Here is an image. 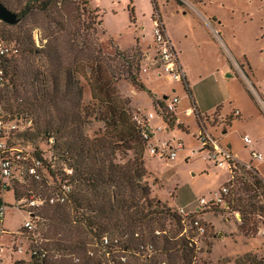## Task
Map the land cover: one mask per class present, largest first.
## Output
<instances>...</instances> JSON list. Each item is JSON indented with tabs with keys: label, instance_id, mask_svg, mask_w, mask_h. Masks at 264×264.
Returning <instances> with one entry per match:
<instances>
[{
	"label": "trees",
	"instance_id": "1",
	"mask_svg": "<svg viewBox=\"0 0 264 264\" xmlns=\"http://www.w3.org/2000/svg\"><path fill=\"white\" fill-rule=\"evenodd\" d=\"M17 1L18 7L2 2L9 9L16 8L14 13L18 15L19 22L11 26L0 21L12 32L1 34L0 49L10 47L16 51L14 57L0 53V117L7 123L14 120L21 127L23 122L25 125L32 122V126L27 124L26 131L19 135L27 141L24 144L27 149L11 141L12 134L6 137L0 133V141L7 148L3 154L0 152V213L5 206L4 191H12L18 201L29 192H56L64 185L72 186L65 205L48 206L36 213L37 230L34 233L29 234L21 228V236L27 235L30 242L27 243L25 257L20 258L19 263L99 264L87 255L96 239L109 235L119 239L122 247L136 246L141 241L156 243L155 228L164 227V222L170 219L174 222L172 239L159 241V244H165V256L175 254L178 258H188L193 255V249L188 248L182 239L176 240L180 229L178 208L156 191L157 187H162V181L146 166L149 149L141 129L133 121L135 111L130 109L129 101L118 99L116 84L120 80L130 81L138 90L147 89L140 78L145 55L138 41L131 51L116 49L113 56H108L103 53L96 29L92 30L90 41L78 40L72 35L68 41L71 57L67 58H71L73 64H68L66 58L62 60L56 38L49 39L45 45L43 40L39 44L36 42L37 47L32 35L23 33L19 25L35 13L47 18L56 16L68 0ZM79 1L86 8L90 6L88 0ZM152 2L155 12L160 13L156 0ZM176 2L183 6V2ZM88 14L89 24L94 20L92 14H96L95 20L102 24L96 11L89 10ZM132 14L133 23L135 15ZM51 18L52 24L62 27L56 17ZM89 29L85 27L83 32ZM75 32L77 36L82 33ZM45 56L49 59L48 68L35 65L36 58ZM19 57L22 59L17 61ZM32 58L34 61H31ZM83 66L91 74L88 83L91 102L88 105L83 102L86 86L79 78L88 80L81 72ZM186 90L190 93L188 88ZM3 97L4 108L11 111L9 114L1 105ZM165 103V100L154 99L155 106L164 114ZM167 116L170 118L168 121ZM162 118L169 129L174 128L175 115L166 113ZM34 122L36 131L30 133ZM93 122L101 123L104 129L90 137L83 132V128ZM42 139H45L47 148H43ZM11 149L15 152L13 157L8 155ZM130 154L132 157H129ZM32 158L42 163L39 179L29 175ZM4 159L5 162L9 160L8 178L2 172ZM65 163L74 170L72 177L62 172V164ZM230 173L232 180L227 185L231 187L227 201L229 209L241 214L240 223L244 230L257 234L258 225L264 222V179L256 170L248 171L240 165L232 167ZM11 184L26 188L22 196L16 186L11 190ZM152 194L158 198H152ZM222 212L225 213L224 209L215 207L197 215L207 222L201 215ZM2 220L0 217V232ZM43 226L48 230L40 242L37 235ZM247 254L255 256L251 252ZM75 259H80V262L76 263ZM248 260L264 264V260ZM199 264H205L201 256Z\"/></svg>",
	"mask_w": 264,
	"mask_h": 264
},
{
	"label": "rangeland",
	"instance_id": "2",
	"mask_svg": "<svg viewBox=\"0 0 264 264\" xmlns=\"http://www.w3.org/2000/svg\"><path fill=\"white\" fill-rule=\"evenodd\" d=\"M1 1L11 3L14 7H18L19 3L17 0ZM20 1L24 2L26 0ZM88 1L90 6L86 8L82 1L68 0L67 5H64L56 16L52 15L51 17H56L62 23V27L52 24L51 17L47 18L45 15L35 13L22 20L19 23L20 28L23 33L28 32V35H32L37 47V43H40L41 40L45 45L49 39L56 38L62 60L66 58L68 64H73V60L67 58L71 57L68 53L69 48H71L68 41L72 38V35L78 40L90 41L93 29L97 30L103 53L108 56H113L116 49L131 51L135 46L138 31L142 30L143 32V28L146 26L147 29L145 30L147 34L149 33L146 42L147 44H154L153 21L162 16L160 13L155 12L152 0ZM176 1L178 0H158L159 12L165 19L170 37L178 46V49L182 51L181 57H183L181 59L187 61L194 72L195 79L193 82L195 88L193 92L205 91L212 97L216 96L224 106V114H229L237 108L243 114L242 118L232 119L228 116L224 119L223 116L220 119V113H215L209 117V124L214 130L210 132L215 138L219 139L221 145L233 144L234 152L238 153L240 162L247 166L251 165L255 170L260 171L264 178V162L253 161L251 157L252 149L247 147L243 140L245 136H249L256 150L264 155V98L255 88L253 80H249L245 76L242 65L240 64V68H238L236 63L226 55L229 53V47L238 53L245 51L249 54L253 63L255 83L259 91L264 94V38H262L264 36V0H204V6H202L203 0H179L183 2L181 7L176 4ZM83 7L85 11H83ZM201 7H203L204 14L208 18H205L201 12ZM10 10L17 12L15 11L16 8ZM89 10L98 13L102 24L95 20L96 14H92L94 20L89 24ZM132 12L136 13V18L139 21L136 27L132 24ZM214 15L223 21L226 37L231 40L228 41L229 47L223 41V38H220L216 19L212 17ZM85 27L91 29L83 32ZM9 31L12 33L11 30L0 23V36L4 33L8 34ZM12 31L14 32V30ZM75 31H82V33L80 32V35L77 36ZM209 34L213 38L214 44L208 40ZM139 48L145 55L142 48L140 46ZM219 49L222 50L221 53L224 56L218 52ZM210 52L214 53L212 57ZM20 59L22 57H19L17 61H20ZM38 59L36 58L34 61L32 58L31 61H34L35 65L45 66L44 68L49 67V59L46 56ZM148 61V57L145 55L140 74L141 81L147 88L146 91L135 90L136 88L130 81L120 80L116 84L118 99L121 102L124 100L129 101L130 109L133 112L141 110L149 113L151 111L155 112L153 105L155 96L160 100H163L164 97L170 99L175 95L173 91L177 90V94L182 98L179 105L180 122L185 126L189 124L191 134L182 130L183 126H179L174 131L171 130L169 134L167 132L166 134L161 133V135L163 139L176 138L182 141L185 149L178 151V156L174 161H160L158 158H151L146 153V166L162 181V187H157V193L161 194L166 201L172 203L174 208H183L188 212H192L199 207L201 199H210L216 194H220L224 187L231 182V173L229 169H221L215 161H208L207 151L193 154L196 149H199V144L192 135L198 132V126L194 118H188L185 112L190 108V104L194 108L195 105L184 93L181 84L166 80V78L160 76L159 71L148 70ZM226 62L233 69L234 74L232 77H226L224 74L225 69L223 66H226ZM103 67L105 71L106 63L103 64ZM81 72L88 79L86 81L83 77H79L83 85L86 86L83 102L88 105L91 102L88 85L91 74L87 73L86 66H83ZM1 105L4 108V97ZM5 111L7 114L11 113L7 108ZM158 113L160 114V110ZM232 120L233 126L227 128ZM13 121L11 120L9 123H13ZM156 123L162 124L163 120L157 119ZM27 124L32 126V122ZM22 125L20 130L12 133L11 141H16L19 144L18 147L27 149L28 147L24 145L27 141L19 137L27 128L24 122ZM35 127L36 123L34 122V128L30 133L36 131ZM103 129L101 123L93 122L84 127L83 132L90 137H94L96 133L103 132ZM222 129H227L228 133L223 135ZM42 140L43 148H47L45 139ZM129 157H132V155L130 154ZM14 186L19 190L20 195L26 190L25 187L17 184H11V190L15 188ZM151 197L154 198L155 195L152 194ZM3 199L5 212L0 232V249L2 250L0 264H18L19 259L25 257L27 243L30 242V237H27V235L24 237L20 234L22 233L21 228L29 220V214L16 207L17 199L12 191H4ZM224 211L225 213L201 215L209 224V234L205 242L207 245L200 253L201 261L205 264H255V261L250 263L248 259L264 260V222L258 225L259 231L254 234V232H247L242 228L243 225L235 217L237 211L232 209H224ZM165 225L167 224L164 223ZM47 230L48 227L45 226L44 228L43 226L41 232L38 233L37 237H39L40 242H42L43 234ZM10 233L12 235H9ZM16 246L23 248L22 254L12 253L11 249L13 247L18 250ZM250 252L255 256L247 254Z\"/></svg>",
	"mask_w": 264,
	"mask_h": 264
},
{
	"label": "built area",
	"instance_id": "3",
	"mask_svg": "<svg viewBox=\"0 0 264 264\" xmlns=\"http://www.w3.org/2000/svg\"><path fill=\"white\" fill-rule=\"evenodd\" d=\"M153 32L155 35L154 47L156 50V61L158 63V70L161 77L166 78L168 81H172L177 84H181L184 89L186 74L180 63L178 54L176 53L172 42L168 36L166 27L160 17L153 21ZM39 44V42H38ZM0 53L9 57L16 56V51L10 47H1ZM147 70V69H146ZM181 103V99L178 95H174L172 98L167 99L165 103L166 113L169 115H175L176 111ZM1 113V109H0ZM165 113V114H166ZM165 114L160 109V114L157 112H143L137 110L133 113V121L142 131L143 140L148 144L149 155L158 158L160 161H174L178 156V151L185 149L182 141L173 138H162L161 133H167L168 126L164 122L163 116ZM197 114V115H196ZM186 115H195L199 117L196 107L191 106ZM168 120L170 118L165 117ZM162 119V124H157L156 120ZM21 125L18 122L7 123L0 117V133L8 137L13 132L19 130ZM246 145L252 146V140L250 137L245 136L243 138ZM199 149L194 151V154H198L201 151L208 152V161H215V163L221 167V169H230L232 167L240 165L245 167L248 171L255 170L251 165L247 166L240 163L233 153L225 146H222L219 139L215 138L207 129H203L198 137ZM52 144L54 141L51 142ZM6 144L0 141V152L3 154L6 151ZM14 150L8 151V155L13 157ZM251 157L254 162H264V155L256 150H251ZM9 160L4 159L2 164V172L5 178L10 177ZM42 168V163L32 158V164L29 166V175L39 179V170ZM62 172L72 177L74 170L67 164H62ZM231 187L225 186L220 194H216L213 198H203L199 202V207L188 212L183 208L177 209V219L179 220V232L176 240L182 239L188 248L193 249L194 254L188 258H181L175 254L168 257L165 256L163 249L165 244H159V241H163L164 238L171 240L172 228L174 222L170 219L164 223V227H156L154 236L156 243L149 241H141L136 246H120V240L112 238L109 235H104L100 240H95L90 245L87 255L96 259L99 264H199L200 253L205 248L206 237L209 232V224L204 222L197 214L204 212L207 209H214L220 207L228 210V197L230 195ZM72 191V186H62L58 191H47L41 194H35L29 192L26 196H23L20 200L16 201V207L29 214V220L25 222L23 228L27 230L29 234L34 233L37 230V221L35 215L41 209L54 206L65 205L69 200V194ZM5 206L2 208L0 217L4 220ZM197 215V216H196ZM236 219L240 222L241 215L239 212L235 213ZM11 234V233H10ZM264 234V233H263ZM136 237H139L136 235ZM18 250L13 247L11 249L14 254H22L23 248L16 246ZM2 250L0 249V254ZM171 258V259H170ZM76 263L80 262V259H75Z\"/></svg>",
	"mask_w": 264,
	"mask_h": 264
},
{
	"label": "crops",
	"instance_id": "4",
	"mask_svg": "<svg viewBox=\"0 0 264 264\" xmlns=\"http://www.w3.org/2000/svg\"><path fill=\"white\" fill-rule=\"evenodd\" d=\"M157 2V6L159 8V3H158V0H156ZM176 4L178 6H180L177 2ZM189 1H188V5H189ZM202 6H204V0H203V3H202ZM181 7V6H180ZM201 12L203 13V15L205 16V18H208L206 16V14H204V9L203 7H201ZM160 11V9H159ZM189 13V12H188ZM135 15V20L134 22L132 23L134 25V27H136L138 25V19L136 18V13H134ZM160 15L162 16V21L166 27V24H165V19L163 17V15L161 14L160 12ZM153 17V15H152ZM213 18H215L216 20V24L219 28V34H220V38L222 37L223 38V41L226 43V45L229 47V43L228 41L230 42L231 40H228L227 37H226V32H224L225 30V27L223 26V21L220 20L217 16H212ZM204 18V19H205ZM143 32L142 30H139L138 33H137V38H136V41H138L139 43V46L142 48L144 54L148 57V62H149V65L147 66V69H151V70H154V71H159L158 70V63L156 61V50H155V47H154V44L152 45L151 43H148L146 42V39L147 37L149 36V33L147 34L146 30L147 29V26L143 28ZM167 30V28H166ZM167 33H168V36L172 42V45L176 51V53L178 54V57H179V60H180V63L185 71V74H186V81H185V87L189 89L190 93L187 92L186 88L184 89V93L187 95V97L190 99L191 103H194L195 107H196V110L198 111V114H199V117L197 118L195 115H186L188 118H194V120L196 121L197 123V126H198V132L192 134L194 135V138L195 140L197 141L198 140V137L200 136L201 132L203 129H207L208 132L210 131H214L212 126L209 124V121H210V116L214 115L215 113L218 112L219 114V118L221 119L223 116H224V119H226V117L230 116L232 117V119L234 118H242L243 117V114L241 112L240 109H233V111H231L229 114H224L223 112V104H221L219 101L220 99H218L216 96L215 97H212V95L210 94H207L205 91H200V92H197V91H194L193 92V89L195 88L194 85L195 83L193 82V80L195 79V75H194V72L191 70V67L189 66V63H187V61L185 62L184 60H182L181 58V50L178 49V46L173 42V39L170 37L169 35V32L167 30ZM234 35V34H233ZM262 38H264V36H262ZM208 40L210 42H212V44H214V40L213 38L210 36L209 34V37H208ZM210 44V45H212ZM136 45V43H135ZM151 46V47H149ZM135 47V46H134ZM229 53H225L227 55V57H229L230 59H232L236 65L238 66V68H240V64L242 65V67L244 68L245 70V76L250 80H253L254 82V85H255V88L257 89V91L259 92V94L264 98V94L259 91V88L257 87L256 83H255V76H254V68H253V63H252V60L249 56L248 53H246L245 51H241L240 53L236 52L235 50H232L231 47H229ZM220 54H222V50L219 49L218 51ZM210 55L211 57L214 55V53L210 52ZM223 55V54H222ZM224 56V55H223ZM223 68L225 69L224 71V74L226 77H232V75L234 74L233 72V69L231 68V66L228 64V62H226V66H223ZM183 87V86H182ZM184 88V87H183ZM137 90V89H135ZM175 93V95H178L177 94V90H174L173 91ZM199 93V94H198ZM179 96V95H178ZM180 97V96H179ZM154 99H156V101H161L160 98L156 97L153 98V105L155 107V112L156 110H160L159 107H156L155 104H154ZM168 98L164 97L163 100H167ZM181 101H182V98L180 97ZM190 107H191V104H190ZM189 109V108H188ZM187 109V110H188ZM152 112V111H151ZM202 112V113H201ZM206 113V114H205ZM210 113V114H208ZM186 114V112H185ZM202 114H205V115H202ZM176 125L174 126L173 129H169L167 132L169 134V132L171 130H175L176 127H179V126H183V129L184 131L188 132V134H191V128L188 124V126H185V124H183L182 122H180V113H179V107L176 111ZM233 126V120L232 122L229 123L228 127L227 128H231ZM223 130V135H226L228 133V130L227 129H222ZM210 134H212L210 132ZM213 135V134H212ZM249 137V136H248ZM173 139H176V138H173ZM178 140V139H176ZM198 143V141H197ZM245 143V142H244ZM199 144V143H198ZM224 145V144H223ZM222 145V146H223ZM225 147H227L228 149H230V151L233 153V155L236 157V159L240 162V157L238 155V153L234 152V148H233V144L231 143H228L227 145H225ZM247 147H249L247 145ZM250 149H254L256 150V148L253 146H250L249 147ZM197 150V149H196ZM195 150V151H196ZM257 151V150H256ZM259 152V151H258ZM201 153V152H200ZM198 153V154H200ZM261 153V152H260ZM194 154V153H193ZM241 163V162H240ZM260 175H261V172L256 170ZM262 177V175H261ZM263 178V177H262ZM264 179V178H263ZM197 209V208H196ZM195 209V210H196Z\"/></svg>",
	"mask_w": 264,
	"mask_h": 264
},
{
	"label": "water",
	"instance_id": "5",
	"mask_svg": "<svg viewBox=\"0 0 264 264\" xmlns=\"http://www.w3.org/2000/svg\"><path fill=\"white\" fill-rule=\"evenodd\" d=\"M0 21L8 25H16L19 22V17L16 13L12 12L6 5L0 0Z\"/></svg>",
	"mask_w": 264,
	"mask_h": 264
}]
</instances>
